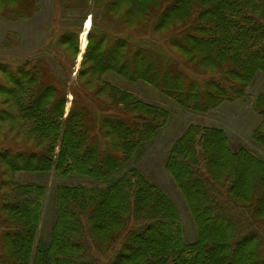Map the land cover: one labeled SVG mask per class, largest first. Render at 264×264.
<instances>
[{"label":"trees","instance_id":"trees-1","mask_svg":"<svg viewBox=\"0 0 264 264\" xmlns=\"http://www.w3.org/2000/svg\"><path fill=\"white\" fill-rule=\"evenodd\" d=\"M33 1L0 3L20 19ZM91 3L112 33L91 15L76 80L43 56L3 70L0 124L13 137L0 149V264H264V89L253 100L247 93L264 74V0ZM78 33L58 39L74 56ZM106 76L162 96L144 101ZM236 101L261 117L252 147L231 150L222 127L198 121L165 157L194 227L189 241L170 197L132 163L173 110L194 117ZM51 172L61 183L41 235L46 187L17 175ZM75 175L95 184L64 182Z\"/></svg>","mask_w":264,"mask_h":264},{"label":"rangeland","instance_id":"rangeland-1","mask_svg":"<svg viewBox=\"0 0 264 264\" xmlns=\"http://www.w3.org/2000/svg\"><path fill=\"white\" fill-rule=\"evenodd\" d=\"M91 2L92 0H87L89 6L82 10L77 0H34L32 6L35 11L27 18L20 19L6 15L9 10L14 8L11 7L12 3L1 2L0 85L7 79L6 74L3 72L5 67L10 66L13 69L16 65H20L26 60H34L42 56L58 76L64 78L69 74L70 82L76 80L82 54L87 46V35L85 37V45L82 44L86 21L89 19L91 24V15L94 14L98 19L96 24L101 31L112 33L110 32L111 25L105 23L101 18L100 12L92 8ZM76 31L79 32V54L74 56L71 51H64L66 45L60 46L58 39L65 34L73 37ZM106 77L108 81L131 90L136 97L144 101L155 102L157 96H162L158 91L143 83L131 84L121 81V79L115 80V78ZM263 89L264 74L258 72L247 88V93L251 96L250 100H253ZM71 98V95H68L66 113L69 109ZM2 99L3 97L0 94V102ZM159 104L164 105V102L159 101ZM220 107L219 110L207 114L190 113L194 117L177 109L173 110L167 127L146 146L144 151L137 157V161L132 163L170 197L181 215L184 234L189 241L194 239V227L180 192L173 185L169 174L164 169V160L173 141L180 135L185 126L191 122L201 121V123L208 126L222 127L227 133L228 146L231 150H236L241 146L252 147L250 131L260 122L261 117L252 110L251 102L236 101L234 103H224ZM0 108H2V105H0ZM12 137V133L8 131L5 125L3 123L0 124V149L11 146ZM17 177L22 183L34 181L44 184L46 187V202L41 216L40 234L42 235V233L47 231L50 224L54 205L52 192L54 186L61 183L60 178L53 172L45 176L18 174ZM64 182L68 185L87 184L92 186L95 184L93 180L79 178L76 175Z\"/></svg>","mask_w":264,"mask_h":264},{"label":"bare ground","instance_id":"bare-ground-1","mask_svg":"<svg viewBox=\"0 0 264 264\" xmlns=\"http://www.w3.org/2000/svg\"><path fill=\"white\" fill-rule=\"evenodd\" d=\"M85 27H84V32H83V35H82V44L83 45H85V35H86V31L85 30H89L90 29V26H91V24H90V20L88 19L87 21H86V23H85V25H84Z\"/></svg>","mask_w":264,"mask_h":264},{"label":"water","instance_id":"water-1","mask_svg":"<svg viewBox=\"0 0 264 264\" xmlns=\"http://www.w3.org/2000/svg\"><path fill=\"white\" fill-rule=\"evenodd\" d=\"M85 27V26H84ZM86 31V34H87V32H88V30H85Z\"/></svg>","mask_w":264,"mask_h":264}]
</instances>
